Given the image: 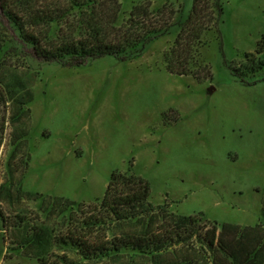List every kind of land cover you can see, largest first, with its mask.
I'll use <instances>...</instances> for the list:
<instances>
[{
  "label": "rangeland",
  "instance_id": "374dc122",
  "mask_svg": "<svg viewBox=\"0 0 264 264\" xmlns=\"http://www.w3.org/2000/svg\"><path fill=\"white\" fill-rule=\"evenodd\" d=\"M118 1L117 25L141 3L178 23L193 3ZM220 1V39L203 33L187 75L167 67L176 24L137 56L68 67L9 46L0 19V264H150L136 256L86 261L58 243L101 200L113 172L146 180L153 209L194 218L189 246L173 242L163 264H201L186 250H199L212 224L264 229V66L250 73L251 55L264 60V48L256 53L264 0ZM140 226L114 225L106 236Z\"/></svg>",
  "mask_w": 264,
  "mask_h": 264
},
{
  "label": "trees",
  "instance_id": "16d2710c",
  "mask_svg": "<svg viewBox=\"0 0 264 264\" xmlns=\"http://www.w3.org/2000/svg\"><path fill=\"white\" fill-rule=\"evenodd\" d=\"M120 10L118 0H0V19L9 33L5 31V43L30 50L40 61L68 67H77L106 55L122 59L137 56L147 42L176 24L178 34L165 55L167 67L170 72L187 75L194 73L189 60L195 57L203 33L213 29L217 39L220 37L217 28L222 14L220 0H193L188 15L178 23L160 21L162 9L156 10L153 16L148 4L141 3L132 6L127 18L117 25ZM2 41L0 38V47ZM263 48L264 37L256 53H261ZM251 61L254 66L250 73L264 66V60L254 54ZM170 62L176 66L172 67ZM31 97L29 93L26 97L22 95L20 103H28ZM148 198L146 180L133 174L113 172L101 200L87 204L85 211L82 209L84 217L58 240L59 245L86 261L136 256L150 259V264H163L162 253L173 242H187L186 247L189 246L191 235L187 229L195 221L192 217L171 215L163 207L155 210ZM73 205L68 206L71 212ZM80 206H84L83 203ZM261 215L264 218V210ZM131 223L140 224L139 230L112 232L110 238L106 236L112 231L111 226L122 228ZM198 239L199 250L190 246L186 253L193 257L199 254L201 264H264V229L259 226L224 223L216 227L212 224ZM176 264L192 263L183 258Z\"/></svg>",
  "mask_w": 264,
  "mask_h": 264
}]
</instances>
